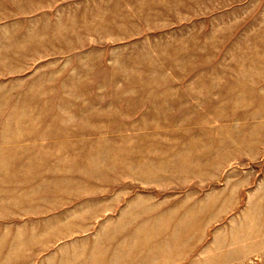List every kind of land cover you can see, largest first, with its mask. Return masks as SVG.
Instances as JSON below:
<instances>
[{
    "label": "rangeland",
    "instance_id": "1",
    "mask_svg": "<svg viewBox=\"0 0 264 264\" xmlns=\"http://www.w3.org/2000/svg\"><path fill=\"white\" fill-rule=\"evenodd\" d=\"M0 264H264V0H0Z\"/></svg>",
    "mask_w": 264,
    "mask_h": 264
}]
</instances>
